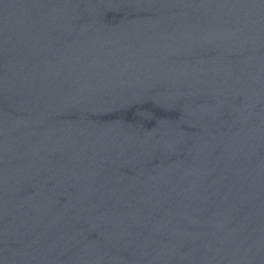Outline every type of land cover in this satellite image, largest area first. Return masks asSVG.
Instances as JSON below:
<instances>
[{
    "label": "water",
    "instance_id": "95a60500",
    "mask_svg": "<svg viewBox=\"0 0 264 264\" xmlns=\"http://www.w3.org/2000/svg\"><path fill=\"white\" fill-rule=\"evenodd\" d=\"M202 126L264 199V0H122Z\"/></svg>",
    "mask_w": 264,
    "mask_h": 264
}]
</instances>
